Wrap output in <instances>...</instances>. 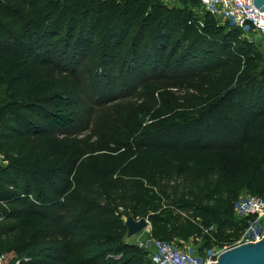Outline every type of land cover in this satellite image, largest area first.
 <instances>
[{
    "label": "trees",
    "instance_id": "1",
    "mask_svg": "<svg viewBox=\"0 0 264 264\" xmlns=\"http://www.w3.org/2000/svg\"><path fill=\"white\" fill-rule=\"evenodd\" d=\"M79 71L193 91L167 106L173 93L158 89L160 111L136 131L111 129L102 146L46 139L76 122L78 91L61 75L84 80ZM242 192L264 197V55L239 27L220 24L201 0H0L7 263L153 264L124 241L128 217L203 256L253 218L234 213ZM53 223L78 231L77 253L52 260L65 248L48 239Z\"/></svg>",
    "mask_w": 264,
    "mask_h": 264
},
{
    "label": "rangeland",
    "instance_id": "2",
    "mask_svg": "<svg viewBox=\"0 0 264 264\" xmlns=\"http://www.w3.org/2000/svg\"><path fill=\"white\" fill-rule=\"evenodd\" d=\"M193 11L197 15L203 13L202 8H194ZM245 35V34H244ZM253 40L261 53L264 55V36L256 33L245 35ZM80 72V71H79ZM84 74V80H71L66 74L61 75L63 79L76 88L79 99L75 98L76 105L73 106L76 112V122L69 128L50 131L46 139H61L64 142L82 140L87 145L97 147L102 146L109 139V132L118 125L136 131L139 126L147 122L149 118L160 111V102L157 90L167 88L173 93L165 105H169L170 101L180 102L185 93H192V89H187L182 85L175 84L176 81H161L155 83L154 92L145 90L142 84L135 79L137 73L126 74L116 73V80H112L113 75L107 78H101L80 72ZM115 75V74H114ZM87 77V78H86ZM100 77V78H99ZM99 79V80H98ZM103 80V81H102ZM104 80H107L105 83ZM77 99V100H76ZM249 196L246 192H242L240 197ZM263 219V220H262ZM261 224H264L262 217ZM150 228H146L133 236L125 235L126 243H133L140 247L144 245L148 238ZM50 241L62 242L63 247L55 252L52 257L53 261L61 258L69 257L77 253L80 249L79 233L73 227H66L60 223H53L47 229ZM183 247L195 248L193 242H184ZM149 252V248L143 247Z\"/></svg>",
    "mask_w": 264,
    "mask_h": 264
},
{
    "label": "built area",
    "instance_id": "3",
    "mask_svg": "<svg viewBox=\"0 0 264 264\" xmlns=\"http://www.w3.org/2000/svg\"><path fill=\"white\" fill-rule=\"evenodd\" d=\"M172 3L175 0H164ZM203 8L211 13L220 24L228 22L239 27L243 34L256 33L264 36V13L254 5L253 0H201ZM234 213L241 217L253 216L247 220L246 227L239 237L231 242L215 245L206 250L203 256H197L191 247H175L172 243L149 237L140 247L149 248L150 261L153 264H209L216 261L218 255L233 246L255 243L264 238V197L249 195L240 197L234 205ZM213 226L208 230L211 231ZM206 233H209L205 230ZM0 264H20L19 261L6 262V255L0 254Z\"/></svg>",
    "mask_w": 264,
    "mask_h": 264
},
{
    "label": "water",
    "instance_id": "4",
    "mask_svg": "<svg viewBox=\"0 0 264 264\" xmlns=\"http://www.w3.org/2000/svg\"><path fill=\"white\" fill-rule=\"evenodd\" d=\"M255 7L264 13V0H253ZM124 224L128 236L150 228L149 221L145 218L133 219L128 217ZM209 264H264V238L255 243H244L222 251L216 261Z\"/></svg>",
    "mask_w": 264,
    "mask_h": 264
}]
</instances>
